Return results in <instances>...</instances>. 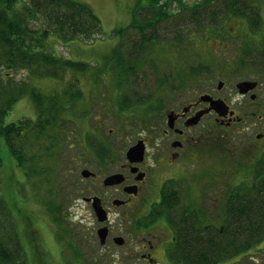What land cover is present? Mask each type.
Returning <instances> with one entry per match:
<instances>
[{
    "label": "flooded vegetation",
    "instance_id": "1",
    "mask_svg": "<svg viewBox=\"0 0 264 264\" xmlns=\"http://www.w3.org/2000/svg\"><path fill=\"white\" fill-rule=\"evenodd\" d=\"M205 2L157 0V6L144 10L192 14L195 19ZM144 10L138 7L131 13ZM229 19L245 30L261 25L245 15L212 23L211 31L199 37L210 59L204 58L199 69L189 70L187 78L163 93L154 117L134 122L142 133L120 156L114 149L90 148L77 163L69 157L73 146L62 153L64 173L75 164L82 177V194L71 200L73 213L81 212L82 218L75 223L66 216L71 224L67 228L83 226L79 248L73 246L79 253L71 264H264V240L244 244L252 234L247 224L260 218L249 201L257 205L264 194V183L257 189L256 182L247 181L264 172V63L233 52L237 43L230 37L235 27L226 23ZM134 20L132 15V24ZM40 115L34 108L35 134L43 131ZM126 126L117 142L132 136L134 128ZM135 147L140 149L129 153ZM111 176L121 181L106 184ZM32 232L35 263L42 264L43 240ZM93 243L96 256L89 258Z\"/></svg>",
    "mask_w": 264,
    "mask_h": 264
},
{
    "label": "rangeland",
    "instance_id": "2",
    "mask_svg": "<svg viewBox=\"0 0 264 264\" xmlns=\"http://www.w3.org/2000/svg\"><path fill=\"white\" fill-rule=\"evenodd\" d=\"M73 1L90 6L101 20V33L91 41L75 39L67 43L51 34L43 44L49 55L83 62L87 65L85 71H69L61 66L54 68L40 61L9 70L5 63L7 57L0 53V104L10 95L22 93L10 99L12 106L4 124L21 125V135L18 134L15 147L29 158L20 167L10 148L1 139L0 194L5 197L19 225L28 264H36L37 260L33 230L43 240L39 247L42 264H71L74 255L77 257L79 253L73 246L79 248L78 232L83 226L78 223L74 229L67 228L70 223L66 216L68 214V219L72 218L75 223L82 218L81 212L73 213L71 201L82 194V177L80 167L74 164L71 171L76 174L75 181L73 176L70 185L66 183V173L63 171L65 158L62 155L66 152V136L73 144L69 149V157L77 163L82 159L85 149H90L87 144L86 148L83 145H89L86 140L92 136L96 138L97 150L114 149L120 156L132 144L134 136L142 133L135 128L134 122L154 117L159 111L158 103L163 93L177 80L187 78L189 70L199 69L204 58L210 59L206 42L199 40V37H205L203 32L209 33L210 25L214 22L226 21L228 16L237 17L224 0H202L206 1L203 6L205 9L195 19H192V14L167 16L165 13L144 10L149 5L157 6V0ZM246 1L250 3L248 6ZM240 6L245 7L246 11H242ZM138 7L144 11L132 14ZM238 7L240 15L261 25H253L245 30L243 26L236 28L234 20L229 19L226 23H230L231 28L235 27L232 31L235 35H231V32L230 37L234 39V45L237 43L233 52L242 57L245 55L243 60L262 59L264 63V0H241ZM257 7H262V10ZM254 12H261L263 19L255 16ZM194 22L198 23L197 26L193 25ZM45 26L42 20L31 23V27L41 30ZM230 27H227L228 31ZM120 30L125 32L121 34L118 32ZM114 50L122 54L119 61L114 56ZM32 91L41 93L47 99L54 96L58 101H46V106L65 108L58 115L56 125L47 123L43 131L36 134L31 129V118L36 109ZM66 91L81 93V96L72 98L76 105L67 114L66 100L71 96H66ZM124 124L129 129L134 128L130 132L132 136L125 135L117 142L116 138ZM52 136H59L55 144L57 147L54 148L49 142ZM236 181L239 179L236 178L232 183ZM91 225L88 224V227ZM92 245L95 247L89 258L96 256L97 245ZM89 261L95 263L94 259Z\"/></svg>",
    "mask_w": 264,
    "mask_h": 264
},
{
    "label": "trees",
    "instance_id": "3",
    "mask_svg": "<svg viewBox=\"0 0 264 264\" xmlns=\"http://www.w3.org/2000/svg\"><path fill=\"white\" fill-rule=\"evenodd\" d=\"M225 1H227L226 3L229 4V7L234 10L233 14L239 16L241 6L238 7V5L241 4V1L224 0V2ZM207 2H209V0H207ZM249 4L250 3L246 1V6ZM165 14H167V16L171 15L169 13ZM253 14L258 15L256 12ZM40 20H42L47 27L45 26L43 30L31 27L33 21ZM148 22L149 21H147V23ZM143 30L145 29H141V31ZM101 31L102 23L100 18L89 5L84 3L73 0H0V53L2 52V54L7 57L5 63L9 70H15L17 67L29 66L40 61L54 68L61 66L69 71H85L87 65L83 62H74L69 59H61L60 57L47 54L44 49L45 46L43 41L49 39L51 34L57 36L65 43L75 39L91 41L94 37L99 35ZM118 32L121 33L125 31L120 30ZM2 54H0V57ZM114 56L119 61V57L122 56V54L114 50ZM19 94L22 95L21 92H18L16 95H10V97L6 98L5 102L0 104V144L1 139H3L10 148L12 156L18 161V165L23 167L24 161L26 160L27 162L29 158L27 159L23 155V152H20V150H17L15 147V141L18 136L17 124H4L5 118L12 106V100L10 99L15 98ZM69 95L71 98H66V114L69 109H74V105H76L72 98L81 96V93L66 91V96ZM32 98L36 103L37 110L41 113L39 116V123L42 128H44L47 123L56 125L58 115L63 113L65 108L52 105L46 106V101L50 100L52 103L58 102L54 96L47 99L41 93L32 91ZM0 99H2L1 91ZM124 99L128 102L126 96ZM121 110H124V108H121ZM58 139L59 136L50 137L49 142H51L53 148L56 146L55 144ZM63 141L65 142V138ZM86 141L89 142V145L85 143V146H83L84 148H86L87 144L88 148H95L97 150V147H95V136L88 137ZM72 145L68 136H66V151L68 147ZM0 164H2L1 155ZM74 175H76L74 172L66 171V183L71 182ZM261 175L262 179H259ZM255 176V178L247 179V181L256 182L257 186H254L258 189L261 186L258 185V183H264V172H261V174L257 173ZM74 181L75 176L73 182ZM68 185H70V183ZM261 187L262 192H264V185ZM260 200L261 202L257 205L254 204V200L249 201L253 207L254 215L256 214L255 208H259L260 218L254 217L251 225L250 223L247 224V231L252 234L245 238L244 244L246 246L254 244L257 240H264V194L260 196ZM0 264H28L27 254L21 240L19 225L2 193L0 194Z\"/></svg>",
    "mask_w": 264,
    "mask_h": 264
},
{
    "label": "water",
    "instance_id": "4",
    "mask_svg": "<svg viewBox=\"0 0 264 264\" xmlns=\"http://www.w3.org/2000/svg\"><path fill=\"white\" fill-rule=\"evenodd\" d=\"M240 85H244V84H240ZM139 149H140L139 147H135V148L131 149L129 153H133V154H134V153L137 152ZM133 154H132V155H133ZM87 174H88V173H86V172L83 173L84 176H87ZM119 177H120V176H111V177L107 178V180L105 181V183H106V184H115V183H117V182H120L121 179H119ZM101 238H102V242H104V241H105V237H104V235H101Z\"/></svg>",
    "mask_w": 264,
    "mask_h": 264
}]
</instances>
